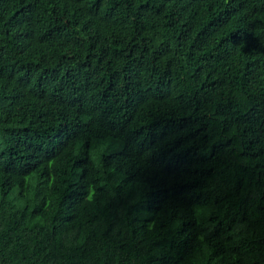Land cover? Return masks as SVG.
<instances>
[{
	"label": "trees",
	"instance_id": "obj_1",
	"mask_svg": "<svg viewBox=\"0 0 264 264\" xmlns=\"http://www.w3.org/2000/svg\"><path fill=\"white\" fill-rule=\"evenodd\" d=\"M0 264H264V0H0Z\"/></svg>",
	"mask_w": 264,
	"mask_h": 264
}]
</instances>
